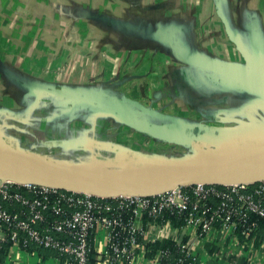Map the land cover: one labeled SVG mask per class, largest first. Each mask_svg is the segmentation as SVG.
<instances>
[{"label": "crops", "instance_id": "0c3cea01", "mask_svg": "<svg viewBox=\"0 0 264 264\" xmlns=\"http://www.w3.org/2000/svg\"><path fill=\"white\" fill-rule=\"evenodd\" d=\"M249 64L264 74V0H0V142L96 172L100 143L262 149L264 102L212 68ZM260 236L181 237L197 264H264ZM6 252L8 264H60L34 246Z\"/></svg>", "mask_w": 264, "mask_h": 264}, {"label": "built area", "instance_id": "2783aa9c", "mask_svg": "<svg viewBox=\"0 0 264 264\" xmlns=\"http://www.w3.org/2000/svg\"><path fill=\"white\" fill-rule=\"evenodd\" d=\"M167 213L181 217L182 226L165 220ZM253 217L264 221V180L109 196L0 180V244L47 250L60 264H197L181 236L240 230L252 241ZM163 240L173 246L151 254L148 245ZM7 255L0 264H8Z\"/></svg>", "mask_w": 264, "mask_h": 264}, {"label": "water", "instance_id": "95a60500", "mask_svg": "<svg viewBox=\"0 0 264 264\" xmlns=\"http://www.w3.org/2000/svg\"><path fill=\"white\" fill-rule=\"evenodd\" d=\"M249 67L252 72L236 69L232 66H212L213 69L225 72L237 81L243 83L264 102V74L260 68H256L252 64H249ZM139 129L150 136L161 138L165 141L176 144L187 143L180 137L175 138L169 133L167 134L160 130H155L154 128L139 126ZM195 151H197V149H195ZM154 162L156 164H165L163 162ZM262 162H264V148L247 150L227 159H220L179 171L171 176L147 178L117 176L108 178L105 176L104 172L63 169L62 171L68 172L65 173V177H62L43 171L56 170L52 166L46 165V167L41 168L24 159L0 155V180L16 183H32L62 190L106 196L148 195L195 183L224 184L221 183L223 179L233 174L242 173ZM148 163L151 162L148 161ZM256 181L260 180L250 182Z\"/></svg>", "mask_w": 264, "mask_h": 264}, {"label": "rangeland", "instance_id": "374dc122", "mask_svg": "<svg viewBox=\"0 0 264 264\" xmlns=\"http://www.w3.org/2000/svg\"><path fill=\"white\" fill-rule=\"evenodd\" d=\"M155 144L146 142L145 145H143L141 148H137L139 150L133 151L130 149L129 145H127L126 147L121 145L119 148H115L112 145L108 146L106 143H100L98 147L99 148L98 152H100L101 155L99 156L98 160H95V163H97L100 167H104V170H103L104 173H107V172L110 173L113 170L115 172L124 171L125 169L129 167L130 168L135 167V169H137L138 171L149 170L147 174H151L152 171H159V173H162V172L165 173L169 171L168 169H171V170L180 169V168L192 165V164L199 163L206 159L222 156L223 153L230 154V153H234L235 150L239 152L241 151V150H237L240 146L238 148L232 147V146L225 147V148L223 147L208 148V147L198 146L197 151H194L188 148L168 146V145H163V144L161 145V143L159 145H155ZM0 145L4 146V148L7 151H14L8 146H5L2 142H0ZM32 145H35V144H32ZM255 145H258V143L250 145V146L251 147L254 146L256 148L257 146ZM247 147L248 148H246L245 151H247L248 149H251L249 146ZM243 152L244 151H241L240 153H243ZM20 153L28 155V156L37 157L38 160L42 161L44 167H46L47 165L50 167L52 166L55 169H61V170L73 169V170L79 171L78 168L69 166L71 164H74V165L77 164L75 159L68 160L67 158H64L60 154L56 156L54 155L52 157V160L54 159L55 160L52 161L48 158H43L41 156H37L36 154L34 155L32 154V152H20ZM79 160H80V157H79ZM182 160H185V161H182ZM148 161H150L151 163H148ZM154 161L163 162L165 164H156ZM214 161H210V162H214ZM210 162L207 161V163H210ZM168 163H171V164H168ZM175 163H178V164H175ZM93 170H89V171L96 172ZM165 170H168V171H165ZM260 174L264 175V170H261ZM214 185L220 186V184H214ZM49 262L50 260L47 259V261L43 262L42 264H49ZM32 264H35V263H32Z\"/></svg>", "mask_w": 264, "mask_h": 264}, {"label": "bare ground", "instance_id": "6f19581e", "mask_svg": "<svg viewBox=\"0 0 264 264\" xmlns=\"http://www.w3.org/2000/svg\"><path fill=\"white\" fill-rule=\"evenodd\" d=\"M240 152H235L234 151V153H230V154L223 153L222 156L206 159V160H203V161H201L199 163L192 164V165L180 168V169H176V170L168 169L169 171L165 170V171H168V172H165V173L164 172L159 173V171H152V173H151V171H150L151 174H147V172L149 170H145V171H138L137 170V172H136L137 174H130V173L129 174H120V173H116L113 170L110 173H108V172L105 173V176L108 177V178L117 177V176H134V177H137V178L171 176V175H174L175 173H177L179 171H182V170H185V169H188V168H192V167H196L198 165L206 164L207 161L210 162V161H214V160L216 161V160H220V159L230 158V157H232L234 155L239 154ZM0 155H3L5 157L8 156V157H14V158H18V159H24V160H27V161H29L30 163H32V164H34L36 166H39L41 168L44 167L42 161L38 160L37 157L28 156V155H25V154H22V153L16 152V151H7L4 148V146H2V145H0ZM199 159H201V158H199ZM168 164H171V163H168ZM175 164H178V163H175ZM173 165H174V163H173ZM261 170H264V162L258 164L257 166H255L253 168H250V169H248V170H246V171H244L242 173L233 174V175L229 176L228 178L223 179L221 181V183H224V184H237V183H242V182H250V181H254V180H261V179H264V175L260 174ZM43 171L47 172V173H50V174L57 175V176H62V177H65V173L68 172V171H62V170H59V169H56V170H43Z\"/></svg>", "mask_w": 264, "mask_h": 264}, {"label": "trees", "instance_id": "16d2710c", "mask_svg": "<svg viewBox=\"0 0 264 264\" xmlns=\"http://www.w3.org/2000/svg\"><path fill=\"white\" fill-rule=\"evenodd\" d=\"M211 203L214 204L215 200H211ZM164 219L169 220L172 223V225H174L175 227H181L182 223H183V221H182L183 219L181 217L177 218L176 216L170 215L169 213L164 215ZM252 220L255 221L257 224V228L252 235V241L253 242L258 241V240L260 241V239H263V237L260 236V230H261V234H264V221L262 219H258L256 217H253ZM236 235L239 238H242V236L240 235V230H237ZM9 245H11L9 242L0 244V260H2L4 254L6 252L7 246H9ZM172 246H173V242H171L170 240H163L161 242H155V243L148 245L149 250H151V254L155 253L158 250L171 248ZM94 257H95V254H94V252H92L91 256H90V260H91L90 262L93 263Z\"/></svg>", "mask_w": 264, "mask_h": 264}]
</instances>
